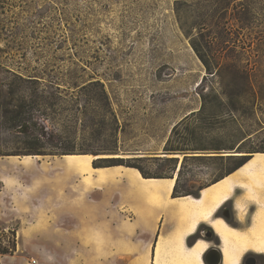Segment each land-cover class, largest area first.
<instances>
[{
  "label": "rangeland",
  "instance_id": "374dc122",
  "mask_svg": "<svg viewBox=\"0 0 264 264\" xmlns=\"http://www.w3.org/2000/svg\"><path fill=\"white\" fill-rule=\"evenodd\" d=\"M1 1L0 150L44 154L29 155L37 156L30 170L14 164L8 192L0 184V202H12L7 211L22 221L1 234L11 264H118L88 256L81 236H39L36 161L64 153L129 159L175 177L181 197L247 160L228 156L250 162L264 152V0ZM18 68L37 77L9 72ZM167 145L189 151L165 154ZM214 148L223 150H201ZM80 187L79 178L84 207ZM254 191L262 200L264 190ZM240 194L234 188L223 205L233 203L229 221L247 229L261 201L236 202Z\"/></svg>",
  "mask_w": 264,
  "mask_h": 264
},
{
  "label": "crops",
  "instance_id": "0c3cea01",
  "mask_svg": "<svg viewBox=\"0 0 264 264\" xmlns=\"http://www.w3.org/2000/svg\"><path fill=\"white\" fill-rule=\"evenodd\" d=\"M66 156L35 162L39 170L37 221L41 238L57 243L67 239L77 241L81 236L87 243L88 256L110 257L118 264L125 258L129 260L122 264H155L157 256L161 258L162 263L168 264L163 261L172 253L167 242L175 238L184 255L192 254L198 243L202 244L203 248L199 253V260L179 262L172 259L170 264H204L202 257L207 251V242L202 238H196L191 244L188 241L193 239L201 224H206L213 229L221 242L218 249L222 248V264H225L224 247L213 222H221L228 228L233 225H227V222L217 216L213 222L200 221L192 225L189 231H184L183 224L186 219L183 214L172 208L171 203L175 199L181 202L186 196L173 197L174 186L169 187L165 182L155 184L153 179L143 178L136 169L124 166L94 168L91 162L90 166L94 172L79 173L67 164ZM29 157L28 162L24 163L23 157L19 159L16 156H0V184L5 192H8V178L14 164H20L27 170L32 168L33 160L37 156ZM138 157L149 159L147 157L151 156ZM79 178L80 190L85 193L87 199L84 207L79 206L78 202ZM158 180L166 181L163 178ZM12 209V202H0V238L4 231L10 229L12 221L16 220L19 225L22 224L21 217L13 216L12 212H9ZM175 232L179 233V238L174 237ZM20 235H24L23 232ZM244 253L239 258V264ZM13 254V249L7 254H0V264H11Z\"/></svg>",
  "mask_w": 264,
  "mask_h": 264
},
{
  "label": "bare ground",
  "instance_id": "6f19581e",
  "mask_svg": "<svg viewBox=\"0 0 264 264\" xmlns=\"http://www.w3.org/2000/svg\"><path fill=\"white\" fill-rule=\"evenodd\" d=\"M100 156H90V155H77L71 154L65 157L68 165L78 169L81 172H94L90 166V162ZM102 157V156H101ZM100 157V158H101ZM108 157V156H107ZM112 157V156H111ZM115 157H120L115 155ZM122 157V156H121ZM30 159L29 156L23 157V161L27 162ZM264 175V154H255V158L250 162L248 161L245 165L240 167L238 170L233 172L231 175L224 177L207 187H204L199 197L194 198L191 196H186L183 201L173 200L171 203L172 208L179 214H183L186 219L184 226V231H189L192 225L197 222H213L215 219L214 214L220 206H222L229 198L234 188H240L241 194L236 202H243L248 197H255L260 203L259 209L256 211L251 219V225L247 229L228 228L223 223L213 222L214 228L219 235L225 252V264H239L240 256L247 250L257 252L264 255V196H261L262 200L258 196L260 194L255 193L254 189L259 187L264 190V180L261 176ZM257 177L258 181H257ZM155 184H160V182H165L169 187L174 186L175 177L165 179L166 181H160L158 179H153ZM155 188V187H154ZM254 188V189H253ZM156 197V196H155ZM254 198V199H255ZM228 225V224H227ZM174 237L179 238V233H174ZM172 235V236H173ZM178 241L173 238L172 241H168V248L171 250H165L168 254L163 261L170 264L172 259L174 261L183 260H199V253L203 248V245L198 243L195 250L189 256H185L179 245ZM173 255V257H172ZM155 264H164L161 262V258L157 256Z\"/></svg>",
  "mask_w": 264,
  "mask_h": 264
},
{
  "label": "trees",
  "instance_id": "16d2710c",
  "mask_svg": "<svg viewBox=\"0 0 264 264\" xmlns=\"http://www.w3.org/2000/svg\"><path fill=\"white\" fill-rule=\"evenodd\" d=\"M1 3H2V1L0 0V4ZM191 46H192V49L195 51V53L199 56V59L205 64V67L209 71L208 65L206 64V62H204L203 58L199 55V52H198V49L196 47V44H195L194 40L191 42ZM0 67H1V64H0ZM9 72H11L12 74H14V75H16V76H18L20 78L28 80V81H33L32 79L37 77L35 74L27 72L26 70H20L19 68L16 69V70L13 69L12 71H9ZM235 95L237 96V99L235 100V104L239 105V106H243V104L241 103L240 98H239V97H241V93L238 92ZM202 100L204 101L203 97H202ZM239 146H240V144H238V148H239ZM201 150H203V151L211 150V151L217 153L220 150H223V148L201 149ZM164 151H165V154H170L171 152L189 151V149H168V145H167L165 147ZM237 153H242V154H236V155H243V153H250V152H237ZM71 154L72 153H64L62 155H71ZM262 154H264V152H262ZM17 155H27V156H29V155H44V154H42V152L39 150V148H37V146L31 147V149H27L25 152L6 153V152H3V151L0 150V156H17ZM228 157H242L241 158L242 160H245V159L248 160V158H246V157H250V156H228ZM217 158H222V157H217ZM247 160L246 161H241L238 164H236L223 177L217 179L213 183H216L220 179H222V178L232 174L236 170H238L240 167H242L245 163H247L249 161V160L248 161ZM130 162L131 161L129 159L125 160V159H119V158L96 159V160H94L92 162V166L94 168L114 167V166H124V167H128V168H133V169H136L140 173V175L143 178H145V179H161V178L169 179V178H173V176H162V175H159V174H154V175L149 174L148 172H146L139 165L131 164ZM177 183H178V180L176 179L174 187H173V192H172V196L173 197H177V194H178V192H177ZM213 183H211V184H213ZM187 195H191L194 198L199 197L198 196L199 193H198V195H193V194H190V193H187V192H184V194H182V196H187ZM214 216L217 217L216 214H214ZM10 249H12V248L11 247H6V246L4 248H0V254H7V253H9Z\"/></svg>",
  "mask_w": 264,
  "mask_h": 264
},
{
  "label": "flooded vegetation",
  "instance_id": "af4514ba",
  "mask_svg": "<svg viewBox=\"0 0 264 264\" xmlns=\"http://www.w3.org/2000/svg\"><path fill=\"white\" fill-rule=\"evenodd\" d=\"M229 202H232V201H229ZM227 203L223 205L222 208H220L216 216L222 218L228 224H231L229 219L232 218L231 206L233 205V203L232 204L231 203L227 204ZM193 238L195 239L202 238L205 242H207L208 244L207 251L212 250L214 248H217V249L219 248L218 238L215 236L212 228L206 224H201L197 228L195 234L193 235ZM248 251H246V253ZM246 253L243 256L245 258L243 259V261H241L240 264H264V256L261 255L260 253L258 254L257 252H255L257 253L255 254L253 253V251L248 252L247 254ZM207 258L208 259L210 258L209 255L207 256Z\"/></svg>",
  "mask_w": 264,
  "mask_h": 264
},
{
  "label": "water",
  "instance_id": "95a60500",
  "mask_svg": "<svg viewBox=\"0 0 264 264\" xmlns=\"http://www.w3.org/2000/svg\"><path fill=\"white\" fill-rule=\"evenodd\" d=\"M251 155H253V154H251ZM219 244L221 246L220 240H219ZM208 255L211 259L207 258ZM244 258L245 257H243L241 261H243ZM202 261L204 264H222V261H223L222 248L221 247H220V249L214 248L212 250L206 251L202 257Z\"/></svg>",
  "mask_w": 264,
  "mask_h": 264
}]
</instances>
